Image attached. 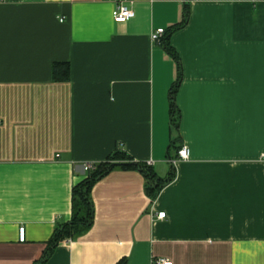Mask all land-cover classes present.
<instances>
[{
	"label": "crops",
	"instance_id": "obj_1",
	"mask_svg": "<svg viewBox=\"0 0 264 264\" xmlns=\"http://www.w3.org/2000/svg\"><path fill=\"white\" fill-rule=\"evenodd\" d=\"M185 2L168 36L174 134L176 66L149 35ZM113 5L0 0V264L37 263L72 216L81 163L117 149L165 178L180 145L188 159L153 199L134 168L97 179L90 225L43 264H264V0H126L124 22Z\"/></svg>",
	"mask_w": 264,
	"mask_h": 264
},
{
	"label": "trees",
	"instance_id": "obj_2",
	"mask_svg": "<svg viewBox=\"0 0 264 264\" xmlns=\"http://www.w3.org/2000/svg\"><path fill=\"white\" fill-rule=\"evenodd\" d=\"M189 1V0H186ZM188 3H184L182 6L180 20L165 30L160 38V43L163 50L168 54L175 63L177 76L168 89V115H169V130L174 134L177 133L176 123V109L174 104V94L177 81L180 77V68L175 55V52L168 44V36L174 30L180 28L187 19ZM53 78H67L68 66L66 64H52ZM176 150L178 147H175ZM176 152V151H175ZM169 158V157H168ZM130 167L136 169L143 177L145 183V193L153 199L157 192L173 178V165L169 164V170L165 178H158L152 168L142 162H135L129 155L121 150L115 149L105 161L99 162L93 166V168L85 171V174L81 180H79L73 186V207L72 216L69 221L58 224L54 227L50 237L45 243V248L41 257L36 264H43L57 245V243L67 237L71 238L79 235L90 225L92 220V208L89 201V189L91 185L104 174H106L113 167Z\"/></svg>",
	"mask_w": 264,
	"mask_h": 264
},
{
	"label": "built area",
	"instance_id": "obj_3",
	"mask_svg": "<svg viewBox=\"0 0 264 264\" xmlns=\"http://www.w3.org/2000/svg\"><path fill=\"white\" fill-rule=\"evenodd\" d=\"M113 1H114V5L111 10V17L114 22H124L129 17H131L132 12L125 5L126 0H113ZM163 32H164L163 28H160V27L156 28L151 31L149 38L151 39V41L159 42ZM259 158L261 161H264V154H261ZM186 159H188V148L185 145H180V147H178V149L176 150L175 156L172 158H168L167 161L169 162V164L174 165L176 162L184 161ZM145 164L152 165V161L148 160L146 161ZM92 166L93 165L89 162L81 163V169L83 171H88L89 169L92 168ZM154 216L156 219H162L164 218L165 213L164 211H157ZM17 233H18V236H17L18 240L21 241L23 238V228L19 227ZM155 263L156 264H170L169 261L162 259V258L155 259Z\"/></svg>",
	"mask_w": 264,
	"mask_h": 264
}]
</instances>
